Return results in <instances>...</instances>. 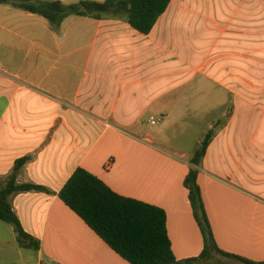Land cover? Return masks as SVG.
Returning a JSON list of instances; mask_svg holds the SVG:
<instances>
[{"label": "crops", "instance_id": "1", "mask_svg": "<svg viewBox=\"0 0 264 264\" xmlns=\"http://www.w3.org/2000/svg\"><path fill=\"white\" fill-rule=\"evenodd\" d=\"M175 126L190 131L182 146L161 136ZM208 131L197 183L214 239L264 260V0H170L147 34L110 15L54 29L0 1V189L27 157L17 183L50 190L8 196L40 247L0 220V264H129L58 197L78 167L162 208L174 256H197L183 180Z\"/></svg>", "mask_w": 264, "mask_h": 264}, {"label": "trees", "instance_id": "2", "mask_svg": "<svg viewBox=\"0 0 264 264\" xmlns=\"http://www.w3.org/2000/svg\"><path fill=\"white\" fill-rule=\"evenodd\" d=\"M170 0H80L65 4L60 0H8L11 6L38 14L57 29L69 15L102 18L123 17L136 31L147 34ZM213 132L208 131L190 159L192 167L183 185L194 219L203 238V248L197 256L177 259L171 249L166 229V213L152 204L122 196L84 168H76L58 192L69 207L106 245L129 264H264L218 247L206 214L197 183V167L206 152ZM28 160L15 161L12 172L0 189V220L12 226L18 246L37 250L39 239L22 228L8 196L13 192L36 190L50 192L42 185L16 181L22 165Z\"/></svg>", "mask_w": 264, "mask_h": 264}, {"label": "rangeland", "instance_id": "3", "mask_svg": "<svg viewBox=\"0 0 264 264\" xmlns=\"http://www.w3.org/2000/svg\"><path fill=\"white\" fill-rule=\"evenodd\" d=\"M155 117L159 118L158 116H155ZM149 126H151V127L147 128V130L149 132L152 130L154 131L155 129L157 130L161 127H164V125H162L161 123H158L156 125H149ZM184 127L186 128V126H184ZM184 127L175 126L174 129H173V127H171L170 129L166 128L164 131H162L161 136L170 145L182 146V145H184V143L182 142L184 140V138L182 137L183 134L188 135L189 134L188 132H190L187 129H185Z\"/></svg>", "mask_w": 264, "mask_h": 264}, {"label": "built area", "instance_id": "4", "mask_svg": "<svg viewBox=\"0 0 264 264\" xmlns=\"http://www.w3.org/2000/svg\"><path fill=\"white\" fill-rule=\"evenodd\" d=\"M161 121V117H159V118H156V117H150V123L151 124H156V123H158V122H160ZM108 165H109V163H108Z\"/></svg>", "mask_w": 264, "mask_h": 264}, {"label": "water", "instance_id": "5", "mask_svg": "<svg viewBox=\"0 0 264 264\" xmlns=\"http://www.w3.org/2000/svg\"><path fill=\"white\" fill-rule=\"evenodd\" d=\"M0 1H4V0H0Z\"/></svg>", "mask_w": 264, "mask_h": 264}]
</instances>
